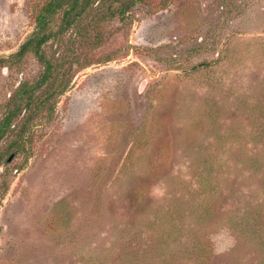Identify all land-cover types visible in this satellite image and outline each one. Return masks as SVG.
Instances as JSON below:
<instances>
[{"label":"rangeland","instance_id":"374dc122","mask_svg":"<svg viewBox=\"0 0 264 264\" xmlns=\"http://www.w3.org/2000/svg\"><path fill=\"white\" fill-rule=\"evenodd\" d=\"M48 2L0 0V264H264V0H65L25 108Z\"/></svg>","mask_w":264,"mask_h":264},{"label":"trees","instance_id":"16d2710c","mask_svg":"<svg viewBox=\"0 0 264 264\" xmlns=\"http://www.w3.org/2000/svg\"><path fill=\"white\" fill-rule=\"evenodd\" d=\"M65 0H49L43 12H41L36 18V30L35 32L20 46L19 50L11 55L7 60H17L21 61L27 54H32L38 61V63L43 67V72L40 75L39 81L34 83L32 87L26 92L27 101L25 103V108H29L33 104L34 98H32L33 93L41 89L51 78V64L43 56V46L49 42L51 38L54 37L52 32H47V24L52 16L60 10L62 2ZM70 1V0H69ZM76 4L79 0H71ZM84 6L78 7L72 6L70 9L65 10L62 16V31L70 27L77 19H79L86 11L87 5L91 3L92 0H81ZM6 59H0V66L5 62ZM28 85L23 84L22 89ZM64 86V85H63ZM65 86L60 90L63 93ZM60 93V94H61ZM20 111L19 108L12 111L8 115V119L15 118Z\"/></svg>","mask_w":264,"mask_h":264},{"label":"water","instance_id":"95a60500","mask_svg":"<svg viewBox=\"0 0 264 264\" xmlns=\"http://www.w3.org/2000/svg\"><path fill=\"white\" fill-rule=\"evenodd\" d=\"M12 157L9 158V161L11 160Z\"/></svg>","mask_w":264,"mask_h":264}]
</instances>
